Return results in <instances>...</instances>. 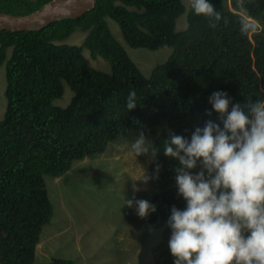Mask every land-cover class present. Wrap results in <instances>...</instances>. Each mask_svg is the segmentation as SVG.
I'll return each mask as SVG.
<instances>
[{"label": "trees", "instance_id": "obj_1", "mask_svg": "<svg viewBox=\"0 0 264 264\" xmlns=\"http://www.w3.org/2000/svg\"><path fill=\"white\" fill-rule=\"evenodd\" d=\"M49 0H0V11L25 14ZM222 15L215 28L196 15L191 0H96L76 18H62L28 30H0V66L4 65L5 107L0 118V264H34L45 224L51 220L45 176L66 174L75 160L100 154L119 137L155 135L159 149L148 165L156 206L148 222L161 227L152 246L153 264H174L167 221L173 206L186 208L178 195L179 162L163 152L169 130L191 138L209 119L220 123L209 97L226 92L233 104L264 100V0H208ZM186 11V27L175 21ZM113 19L133 48L170 47V55L145 78L111 33ZM250 27L245 31L243 26ZM254 29V30H253ZM79 44L56 43L73 32ZM101 57L109 71L87 62ZM64 83L72 91L66 106ZM135 90L137 107L128 110ZM231 110V105L229 111ZM212 111V116L206 115ZM221 127L223 125L221 124ZM194 172L199 169L193 170ZM48 264H75L52 257Z\"/></svg>", "mask_w": 264, "mask_h": 264}, {"label": "clouds", "instance_id": "obj_2", "mask_svg": "<svg viewBox=\"0 0 264 264\" xmlns=\"http://www.w3.org/2000/svg\"><path fill=\"white\" fill-rule=\"evenodd\" d=\"M191 6L212 28L223 18L208 0H191ZM136 95L130 90L129 111L138 105ZM209 103L220 123L207 120L190 139L169 130L163 145L164 155L179 162L175 181L186 201L184 210L171 208L167 221L174 264H264V100L233 104L226 92L216 91ZM206 115L211 117L212 111ZM131 150L136 157L150 153L153 159L159 151L144 132ZM159 171L157 164L155 177L143 171L140 180L158 179ZM138 191L134 184L133 192ZM134 204L141 218L156 212L147 200L124 201L129 208Z\"/></svg>", "mask_w": 264, "mask_h": 264}, {"label": "rangeland", "instance_id": "obj_3", "mask_svg": "<svg viewBox=\"0 0 264 264\" xmlns=\"http://www.w3.org/2000/svg\"><path fill=\"white\" fill-rule=\"evenodd\" d=\"M186 6L189 0H181ZM186 11L175 21V30L186 27ZM264 19V18H263ZM110 31L123 46L130 59L148 78L152 69L164 62L170 47L157 50L130 47L122 38L117 23L107 18ZM84 35L73 32L56 43L79 44ZM83 54L90 66L109 71V63L101 57L92 59L88 51ZM0 66V118L4 112L5 75ZM72 95L66 83L60 98L53 101L66 106ZM154 144L155 135H145ZM134 137H119L110 141L96 155L75 160L66 172L58 177L45 176L46 188L53 204L51 220L45 224L37 245L34 264H48L52 257L74 260L75 264H153L152 246L162 228L152 227L148 217L138 216L135 204L124 205L125 199L150 201L154 187L140 178L148 175L151 154L135 156L131 150ZM140 189L133 192V185Z\"/></svg>", "mask_w": 264, "mask_h": 264}, {"label": "water", "instance_id": "obj_4", "mask_svg": "<svg viewBox=\"0 0 264 264\" xmlns=\"http://www.w3.org/2000/svg\"><path fill=\"white\" fill-rule=\"evenodd\" d=\"M96 0H49L25 14L0 11V30L28 31L40 29L62 18H76L93 8Z\"/></svg>", "mask_w": 264, "mask_h": 264}]
</instances>
